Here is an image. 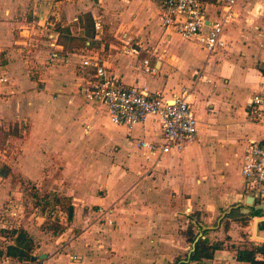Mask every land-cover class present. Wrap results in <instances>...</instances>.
Masks as SVG:
<instances>
[{
	"label": "crops",
	"instance_id": "0c3cea01",
	"mask_svg": "<svg viewBox=\"0 0 264 264\" xmlns=\"http://www.w3.org/2000/svg\"><path fill=\"white\" fill-rule=\"evenodd\" d=\"M217 2L203 1L210 21ZM234 11L225 47L208 54L197 41L163 30L158 7L143 0H0V167L8 175L0 183V230L25 231L36 250L35 262L2 256L0 264H85L86 257L70 255L99 237L113 254L93 263L165 264L188 249V228L221 247L210 260L191 264H244L232 248L243 247L227 241L238 226L232 214L211 227L197 222L199 213H186L197 202V212L211 217L214 206L229 203L220 219L231 208L248 215L240 167L247 141L264 138V126L246 117L250 97L264 94V0H235ZM85 15L101 24L102 34L93 32L85 48L68 49L67 34L55 28L70 26L82 37ZM123 32L139 46L138 60H150L153 75L118 53ZM90 53L102 54L128 86L166 99L187 89L197 141L151 155L138 143L161 144L155 118L131 128L112 125L77 92L81 55ZM20 184L64 199L72 208L68 232H78L74 242L62 248L59 237L10 215Z\"/></svg>",
	"mask_w": 264,
	"mask_h": 264
},
{
	"label": "built area",
	"instance_id": "2783aa9c",
	"mask_svg": "<svg viewBox=\"0 0 264 264\" xmlns=\"http://www.w3.org/2000/svg\"><path fill=\"white\" fill-rule=\"evenodd\" d=\"M154 3L159 9L160 26L184 41L195 40L208 54L225 47L223 34L225 26L236 17L235 0H218L215 7L217 18L210 21L203 0H143ZM94 32L102 34L99 22L93 24ZM118 53L134 58L135 69L144 75L155 73L148 58L138 60L140 48L125 32L120 33ZM89 51V49H87ZM86 50V51H87ZM83 69L78 95L93 108L103 110L114 126L131 128L142 125L152 117L160 125L159 146L139 142V146L151 155L181 151L197 141L198 121L188 101L189 91L181 89L178 96L164 98L159 93L150 94L136 86H128L111 72L102 54H83L80 59ZM264 76V61L262 66ZM4 79L0 78V82ZM248 122L264 126V94L252 95L246 104ZM240 175L245 194L264 205V138L249 140L242 154ZM15 201L17 205L22 201ZM45 219L63 214L61 209L43 212ZM41 214V215H43ZM11 216L17 212L10 211ZM43 217V216H42ZM43 217V218H44Z\"/></svg>",
	"mask_w": 264,
	"mask_h": 264
},
{
	"label": "rangeland",
	"instance_id": "374dc122",
	"mask_svg": "<svg viewBox=\"0 0 264 264\" xmlns=\"http://www.w3.org/2000/svg\"><path fill=\"white\" fill-rule=\"evenodd\" d=\"M2 168L3 167L1 166L0 167V183L3 180L2 175H1V171L3 170ZM11 177L13 179L14 175H11ZM20 185H21V192H22V195H21L22 201L18 205L16 202H14L10 206V211L12 210V212L13 211L17 212V215L14 216V218L16 219L18 217V219H20L22 222H23V220L25 221V219H27L28 221L33 222L37 227L39 225V228H42L43 231H47V233L51 234L53 236V238L59 237L58 240L61 242L60 245H63L62 248L65 247L66 245H69L70 242H74L78 236V232L76 230L73 232H71V231L68 232L69 231L68 228L70 227V222H69V220L66 219V212H68V204H66L63 201L64 199L63 198L58 199V198H56L57 196H54L50 200H47V203L45 206V207H47V209L50 206H53L52 211H56L57 209H61V211L63 213L61 215V217L54 216L50 220H48V219H45L43 213H42L43 215H41L39 213V208L41 209V206L40 207L37 206V204L34 203V201H31L29 199V198H31L30 197V191L28 189H26L25 184H20ZM35 193L42 194V196H44L45 199H47L48 196H50V195H48V193H49L48 191H43V190H39V189H37L35 191ZM242 195H246L245 192L242 193ZM243 199H244V197H243ZM221 203L223 204V201ZM256 203H257L256 204L257 206L263 205L262 203H260V201H256ZM54 205L58 206L59 208L56 209ZM217 205H219V204H217ZM223 205H222V207L214 206L216 208L215 213H217V214H215V216H211V217H209V212H207V214L203 210L197 212L196 209H198V208L202 209V205L198 204L197 202L194 203V206L188 208L186 213L190 214V215L193 214V212L199 213L200 217L197 219V222L200 223L201 225H204V226L208 225L211 227H215L218 221H219V223L220 222L222 223L225 218H228L232 214V217L234 219H236L235 222L238 224V226H236L235 228H233L231 230L230 235H232L233 238H228L227 241H230V243L231 242H237L241 247H255L257 245L264 244V241H262L261 239H258L256 237L255 224H256V221L258 219L257 220L253 219V218H259V219L264 218V213L262 211H261L259 217H253L252 219H250V218H248V216L252 217L251 212L247 213L248 215L246 216L244 213H240V212H242L241 211L242 207L238 208V209L231 208L230 209L231 212L229 214H226L222 219H220L221 215L223 214V211H226L230 207L231 204L228 203L227 205L226 204H223ZM36 207H38V208L35 210ZM203 207H204V205H203ZM247 208L251 209V211L253 210V208H251L249 206ZM8 209H9V207H8ZM218 209H221V210L219 212H217ZM201 214H204V216H202ZM227 215H229V216H227ZM5 217H8V216H5ZM8 220H5V221H8ZM9 224H11V223H9ZM228 224H229V222H225V227H227ZM198 232H200V231H198ZM103 234H104V232L101 231L100 233H97L96 235H103ZM206 235H208V233H205V236ZM260 236L261 235H259L258 237H260ZM15 237H13L12 238L13 240H11V241H14ZM261 237H264V236H261ZM234 239H236V240L234 241ZM0 242H1V239H0ZM2 243L3 242H1V244ZM89 243L87 242V246L90 245V247L84 248L85 249L84 253H82V254L75 253V254H72L70 256L73 257V255H74L76 257H79L80 261L84 257H86V259H88V260L84 259L85 261H87L85 264H96V260H94L95 263H93L92 259L110 257L113 254V252H111V250L109 248L103 247L102 242H100V237L95 240V243H93V244H92V242H89ZM187 247H188V249L186 250L185 253H183L182 255H180L178 257H175L174 260H172L171 262L165 263V264H177V262L180 260L185 261L186 253L191 248V245L188 243ZM0 250L5 252V248L2 246H0ZM35 251L36 250L33 249L32 254ZM57 252H59V251H57ZM36 257H37V254H36ZM19 263H21V262H19ZM162 264H164V263H162Z\"/></svg>",
	"mask_w": 264,
	"mask_h": 264
},
{
	"label": "trees",
	"instance_id": "16d2710c",
	"mask_svg": "<svg viewBox=\"0 0 264 264\" xmlns=\"http://www.w3.org/2000/svg\"><path fill=\"white\" fill-rule=\"evenodd\" d=\"M203 1H210V0H203ZM213 1V0H212ZM85 23H80L83 28V36L82 37H75L70 31V26L60 28L59 26L55 29L60 33H66L67 34V40L68 42V49L75 48V47H86L85 41L87 39H91L94 37V28H93V20L90 15H85ZM81 21V20H80ZM76 27H75V33H76ZM71 38H70V37ZM17 130V127H15V131ZM13 131V130H12ZM26 189L30 191V197L31 201H34V203L37 204V206H41V209L39 208V213L42 214L45 211H52V207L50 206L48 209L46 206L47 200H50V194L48 193V198L45 199L42 194H37L35 191L37 188L33 185L25 184ZM39 195V196H38ZM55 206V205H54ZM38 207L35 208V210ZM69 212V211H68ZM68 212H66V219L70 220ZM259 211H253L251 216L252 217H259L260 216ZM65 215V214H64ZM253 219H259V218H253ZM258 230L264 233V221L259 223ZM206 232H202L201 237L198 238L196 243L194 244V241L196 239L197 235L193 234V231L191 228H188L187 232L183 233L187 243L190 245L194 244V249L192 253L190 254L189 260L186 256L185 261L188 260V262L184 261H178L177 264H191V263H198V262H206L210 260L213 256L214 251L221 250L220 244L216 243L215 245L205 237ZM199 234V233H198ZM16 236V237H15ZM15 237L14 241L12 238ZM204 237V238H203ZM0 246L5 248V252L0 250V258L4 256V258H11L18 262H28L33 258L32 251L34 249V243L29 238L27 233L23 230H18L16 228H13L11 230L9 229H2L0 230ZM234 248V259L235 261L239 263L244 264H264V244L257 245L255 247H243V248Z\"/></svg>",
	"mask_w": 264,
	"mask_h": 264
},
{
	"label": "water",
	"instance_id": "95a60500",
	"mask_svg": "<svg viewBox=\"0 0 264 264\" xmlns=\"http://www.w3.org/2000/svg\"><path fill=\"white\" fill-rule=\"evenodd\" d=\"M1 173H2V176L3 177H6V175H7V169H3L2 171H1ZM245 204H246V206H249V207H253V209H254V211H262L263 213H264V205H255V203H254V198L253 197H247L246 199H245ZM246 211H247V213H249L250 211H249V209H245ZM71 215H72V208H70L69 209V216L71 217ZM264 221V219H259L257 222H256V224H255V228H256V231H259L258 230V224L259 223H261V222H263ZM261 232V231H260ZM262 234H260L261 236H264V233L263 232H261ZM199 237H201V234L200 235H198L197 237H196V239H195V241H194V244L196 243V241L198 240V238ZM194 244H192L191 245V248H190V251H189V253H188V260H189V257H190V254L192 253V251H193V249H194ZM41 258V257H40ZM188 260H186V261H184V262H188ZM31 262H35L36 261V258H31V260H30Z\"/></svg>",
	"mask_w": 264,
	"mask_h": 264
},
{
	"label": "bare ground",
	"instance_id": "6f19581e",
	"mask_svg": "<svg viewBox=\"0 0 264 264\" xmlns=\"http://www.w3.org/2000/svg\"><path fill=\"white\" fill-rule=\"evenodd\" d=\"M260 219H264V218H260ZM258 220H259V219H258ZM258 220H257V221H258ZM257 221H256V222H257ZM258 236H259V235L257 234V231H256V237H257L258 239H261L262 241H264V237H261V236L258 237Z\"/></svg>",
	"mask_w": 264,
	"mask_h": 264
},
{
	"label": "flooded vegetation",
	"instance_id": "af4514ba",
	"mask_svg": "<svg viewBox=\"0 0 264 264\" xmlns=\"http://www.w3.org/2000/svg\"><path fill=\"white\" fill-rule=\"evenodd\" d=\"M254 203H255V205L257 204L255 201H254ZM251 208H253V207H251ZM249 211L252 213L254 211V209L252 211H251V209H249ZM259 212H261V211H259Z\"/></svg>",
	"mask_w": 264,
	"mask_h": 264
}]
</instances>
